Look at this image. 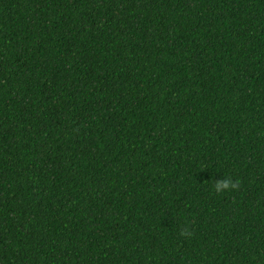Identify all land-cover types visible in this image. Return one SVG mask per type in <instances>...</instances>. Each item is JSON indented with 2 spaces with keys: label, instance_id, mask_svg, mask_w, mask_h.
<instances>
[{
  "label": "trees",
  "instance_id": "obj_1",
  "mask_svg": "<svg viewBox=\"0 0 264 264\" xmlns=\"http://www.w3.org/2000/svg\"><path fill=\"white\" fill-rule=\"evenodd\" d=\"M0 264H264V0H0Z\"/></svg>",
  "mask_w": 264,
  "mask_h": 264
},
{
  "label": "clouds",
  "instance_id": "obj_2",
  "mask_svg": "<svg viewBox=\"0 0 264 264\" xmlns=\"http://www.w3.org/2000/svg\"><path fill=\"white\" fill-rule=\"evenodd\" d=\"M239 186L238 181H233L230 176H224L218 180L211 182L212 190L217 194L227 193L237 189ZM180 236H191V232L188 230L187 226H182L179 231Z\"/></svg>",
  "mask_w": 264,
  "mask_h": 264
}]
</instances>
